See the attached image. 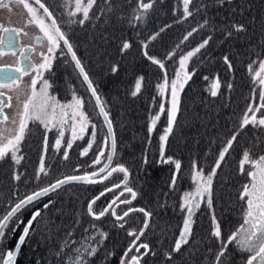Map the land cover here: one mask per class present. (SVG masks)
<instances>
[{
  "label": "trees",
  "instance_id": "1",
  "mask_svg": "<svg viewBox=\"0 0 264 264\" xmlns=\"http://www.w3.org/2000/svg\"><path fill=\"white\" fill-rule=\"evenodd\" d=\"M50 2L53 6L51 9L57 11L58 17L62 15L63 30L97 88L113 122L116 144L113 165L119 163L128 169L127 183L137 192L133 201L135 206L133 202L131 205L120 204L116 211L122 214L129 207H139L153 214L142 240L150 245L151 252L155 255L150 253L144 256L141 264H213L220 247L211 244L213 226L210 225L208 216L214 212L225 241L238 228L242 203L239 201V195L237 196L238 191L235 190L236 185L247 182L241 180L238 162L244 149L249 148L248 145L254 150L252 140L255 142L259 136L258 133L255 136L247 127L244 129L247 135L244 136L243 131L238 135L225 162L217 169L215 178L213 177L219 181L212 183L214 194L210 197V209H207L206 203L202 201L200 208L194 211L190 243L184 245L180 252L172 253V260H166L165 253L171 252L174 247L185 219V212L178 207V187L185 182L181 179L182 173L186 174L193 163L210 173L226 139L237 128L232 127V121L237 114L243 112L244 99L240 97L242 88L235 91L234 88L232 90L222 87L218 90V95L212 97L207 91V84L216 76L219 81L228 83L227 85L232 83L233 86H238L239 83L240 87L244 86V80L243 84L240 82L243 79L240 73L246 64H250L255 56L264 51V0H231L230 3L227 0L223 3L221 0H193L190 5L193 15L186 20L183 19L182 0H155L143 23L132 21L137 0H108L107 3L106 0H95L83 28L79 29L78 23L72 24L71 33L66 30L69 19L63 18L64 0ZM204 19L208 20V25L176 49L183 36L192 28L198 27ZM133 23L136 24L135 27L132 26ZM232 24H243L245 31L233 32L231 37L226 38ZM161 28L165 30L160 32ZM157 32L160 33L159 36L149 44L147 51L149 55L164 60L169 78L174 75L175 61L180 55L194 49L206 37H212L208 46L188 62L187 71L194 74L180 92L173 130L164 145V157L181 162L178 173L173 167L174 164L161 162L159 153L157 136L167 124L165 111L160 113V120L153 131H148L149 117L155 115L163 103L157 84L163 80L164 72L144 57L141 42L147 41ZM124 41H129L131 47L121 53ZM174 49L176 55L167 59V53ZM224 56H228L231 61V71L224 63ZM64 57L68 62L63 65L71 68L69 67V72L64 76L66 81L59 84V88L68 92L70 86H78L88 106L94 111L92 101L66 52ZM113 66L118 68L115 73L112 72ZM61 72L62 70L56 71L54 74V85L60 81ZM229 74L231 83L225 80ZM233 74L234 78L231 79ZM140 77H143L141 91L133 97L131 92ZM204 77L209 79L205 80ZM94 120L103 129L99 118ZM31 129L32 126L21 142L24 156L20 164L15 167L7 157L0 161V218L19 197L36 190V184L29 175L34 171L33 158L37 148L39 152L41 130L37 125ZM100 147L98 144L96 150L99 151ZM89 154L90 152L86 156ZM86 156L70 155L61 164V168L66 170L60 172L56 180L92 172L95 168H87ZM145 159L147 163L144 162ZM76 165L79 171L76 168V172H72ZM173 173L177 174L174 187L171 186ZM15 175H19V180L14 179ZM118 180L117 173H114L108 183L112 186ZM102 184H70L41 199L36 205L41 209L43 203L49 200L53 203L49 209L44 210L45 221L37 225L42 231L22 246L16 256V264H65L66 257H74V248L80 247L85 238L95 235L99 240L97 233L100 231L107 233V239L103 240L97 254L90 258V264H120L121 256L131 240L127 230L139 229L145 218L142 213L133 212L126 218L124 228L117 227L119 222L110 213L100 220L92 219L87 213V205L92 198L105 190L106 185L101 186ZM119 189L116 193L108 192L109 194L101 197L93 206V210L97 208L98 211L95 212L98 213L106 207L110 200L118 195ZM120 209L122 211H119ZM32 210L34 209L29 207L23 212L25 222ZM45 224H50V232L44 227ZM22 229L23 225H20L14 234L9 233L6 239L0 241V246L5 250L14 249ZM69 232L72 237L66 235ZM65 239L76 242L71 245L73 250L58 255L59 246ZM94 243L88 241L89 245ZM143 251L142 249L141 252ZM109 253L113 255L109 257ZM132 254L135 252L130 255ZM246 255L241 253L235 244H230L222 258V264H244Z\"/></svg>",
  "mask_w": 264,
  "mask_h": 264
},
{
  "label": "snow or ice",
  "instance_id": "2",
  "mask_svg": "<svg viewBox=\"0 0 264 264\" xmlns=\"http://www.w3.org/2000/svg\"><path fill=\"white\" fill-rule=\"evenodd\" d=\"M108 0H106V3ZM224 0H221L223 3ZM231 2V0H227ZM17 3L23 5V8L26 9L28 16L30 17L28 23L34 25L42 37H36V40H46L47 41V54L41 55L40 63H31L26 62L25 66L21 68L17 67L14 72L5 71L0 69V72L3 75H0V89H8L9 91L16 92V100L18 104H22L18 115V124L15 118L12 119V123L16 125L14 129H5L0 128V161L4 160L6 156H10L14 164H20L21 157L18 156L20 152L21 142L25 138L26 130L29 129V124L31 122H38L43 125L45 129L51 130L49 125L55 126V123H59L61 126L65 123H68V118H71V127H72V139L67 141V148L72 147L73 140L83 138L85 129L88 128L91 117L86 113L85 101L73 94L72 100L70 103L60 104L54 96L49 94L48 89L50 84L48 79L45 77V73L51 71L52 69V60L53 54L56 49H60V55H65L64 50H67V55H70L71 61L74 62L75 68L78 70L79 75L83 78V82L87 85V89L91 94V97L95 98V105L93 110L98 109V115L101 116L105 122V127L107 129L105 139L103 144L96 154L95 159L92 161L91 167L101 164V158L105 156L104 146L111 141L112 151H108L106 154L107 163H104L103 166L99 167L98 170L92 172H85L83 175H72L65 176L63 179H58L54 183L45 186L39 190L33 191L30 194L19 197L17 201L13 202V205L9 210L6 211V214L0 218V241H3L7 238L8 234H14L20 227L23 225L22 232L20 233L14 249H3L0 246V264H16V256L21 250L22 246L27 243L29 239H34L35 235L42 231L38 228L37 225H40L45 221L46 217L44 216V210H47L51 207L52 201L49 200L47 203H43V208L36 207L38 203L41 202L43 197L49 195L50 192H55L63 185H66L70 182L84 183V184H97L103 183L113 176L114 173H122L123 180L114 184L112 187H106L104 191L100 192L99 195L94 197L87 206L88 215L91 216L94 220H100L106 214H111L113 218L119 222L117 227L124 228L126 218L130 217L133 212L142 213L144 216V221L142 227L139 229H130L127 231V235L132 239L129 242V246L125 249L123 255L120 259V264H141V260L144 256L148 254L155 255L151 252L150 245L143 242L142 237L145 235L146 230L150 226V219L152 213L144 208H135L129 207L123 211L122 214H119L116 211V208L120 204L131 205L132 201L136 199L137 192L128 186L129 171L122 164H115L113 166V158L115 155V139L113 136V122L109 118V113L106 110V107L101 99V96L97 92V88L94 86L93 82L90 79V76L85 71L84 66L82 65L81 60L78 58L76 51L72 43L70 42L68 36L61 27L58 25V21L54 18L53 12L42 2V0H17ZM155 0H137L136 7L133 10L132 21L143 23L146 19L147 14L153 8ZM193 3V0H182L183 4V19L186 20L193 15L190 5ZM95 4V0H74V9L69 10L67 15L69 17V24H79L84 25L85 21L89 19V12ZM42 9V13L38 11ZM6 6V0H0V7ZM78 13H82L81 19H72L76 17ZM131 23V21H130ZM208 20L204 19L199 23L198 27L192 28L188 31L180 41V44L176 45V49L180 48V45L184 44L193 36L194 33H197L201 29H204L208 25ZM133 27L136 26L135 23L132 24ZM165 29L161 28L160 32H163ZM245 31L243 24H232L231 30L227 31L226 38L231 37L233 32L240 33ZM2 33H7V36L2 35ZM15 33L16 36L20 34V29L8 28L0 25V44L4 43L5 39L8 42L9 46L15 45ZM159 32L152 34L147 41L141 42V48L143 49V55L148 59L152 64L157 65L163 72V82L157 84L158 93L163 96L165 90L169 88L170 84V104L171 106L167 109L168 115V125L164 129V134L160 136V156L162 163H172L175 166L176 172L178 173L181 169V162L179 160H174L171 157H164V145L168 139L169 134L173 130V124L176 120V115L179 107V95L183 91L186 84L191 80L194 73L187 71L188 62L194 57L197 53H200L202 49L206 48L211 41L212 37L208 36L202 40L194 49L189 50L186 54L180 55L178 61V68L175 71L173 78H169L167 75V69L165 62L162 59L157 58L156 56L149 55L147 51L149 44L156 40L159 36ZM62 42V45L61 43ZM131 44L129 41H124L121 46V53H124L126 50L130 49ZM176 49L167 53V59H172L176 55ZM224 63L228 66L229 70L232 69L231 61L228 56H224ZM253 63H258V70L254 71L252 77L254 83L258 82L260 85L259 89V99L262 103L259 105H254L249 103L244 113L242 114L239 122V127L236 128L230 137L226 139V143L221 148L218 154V158L215 161L214 166L211 169V172L207 175L204 174V171L200 169L196 163H193V173L192 180L196 184L194 192H186L182 197L181 211L185 212V219L183 221V227L180 230L179 237L176 239L174 247L171 252L165 253L166 260H172V253L180 252L181 248L184 245L190 243V237L192 235V224H193V215L195 209L200 208V200L203 199L206 195L209 197L208 203L211 207V192H212V183L213 177L217 174V169L222 166V163L225 162L226 156L230 153L234 143L237 141L238 135L244 131L249 125L253 127L264 128V60L254 61ZM118 70L116 66L112 67V72L115 73ZM23 75H27L30 71L35 73V76L31 79L30 83V93L27 94V98L21 101V95L23 94L20 91V83L18 78L15 75V72H21ZM249 72H253V67L249 65ZM205 80H208V77H204ZM38 80L40 81V87L37 89ZM143 77H140L136 80L134 85V90L131 92L133 97L137 96L141 91ZM10 82V83H9ZM15 85V88L12 87ZM231 89L232 85H228ZM220 88V81L217 78L210 85V95L216 97L218 95V89ZM4 92H0V109L2 106L8 105V102L12 99L11 96L7 99H3ZM60 109V118L58 121L55 120L56 110ZM68 110H71L70 113ZM165 111V105L160 104V113ZM160 113H157L151 118L148 131L151 133L155 128L157 121L160 120ZM257 113L260 115L258 116ZM9 118L2 114L0 111V123L7 121ZM55 121V123H54ZM77 126L79 127V135L77 134ZM92 127V139L89 140L87 147H85L81 156H86L89 150L93 146L95 137L97 135L95 124L91 125ZM14 133V134H13ZM59 136H64L63 128L59 130ZM45 145H47V133H45ZM61 146V140L58 138L55 141V148L59 149ZM64 158H68V152H64ZM43 156L41 157V165L39 171L37 172V179H39L41 174L47 175V172L43 165ZM147 163V159L144 161ZM248 166L246 169L245 166ZM79 171V168H77ZM239 171L242 175L246 174L248 177V182L242 185V190L240 192L239 198L241 201H244L246 208L243 209V222L240 227L232 232L227 240H223L222 233L219 224L217 223L215 217H213V231L212 236L220 240V249L215 255L214 264H222V258L225 256L228 247L230 244H235L237 249L241 253H246L245 264H264V154L259 156L254 155V153L246 149L242 152V156L239 160ZM19 175H15L14 179L19 180ZM177 181V174L173 173L171 179V186L174 187ZM122 188L123 190L119 195L115 196L106 207H104L98 213L93 210V206L96 204L101 197L105 196L107 192H113L115 189ZM127 192L130 194L131 199H121L124 193ZM31 207L32 210L30 217L25 222L23 219V212L28 210ZM50 232V224H45ZM95 227V226H93ZM7 230V232H6ZM87 232V229L85 230ZM100 237L99 240L96 239V236H89L81 242L80 247L74 248L75 256H67L65 264H90V258L95 256L98 252V248L102 245L103 240L107 239L106 232H98ZM68 237H72V233L69 232L66 234ZM88 241H94V244L89 245ZM75 241H70L65 239L62 244L59 246L58 255L66 254V252L72 251V244H75ZM83 249V250H82ZM144 250L141 252V250ZM135 252L136 254L130 255ZM109 257L113 253L108 254Z\"/></svg>",
  "mask_w": 264,
  "mask_h": 264
},
{
  "label": "rangeland",
  "instance_id": "3",
  "mask_svg": "<svg viewBox=\"0 0 264 264\" xmlns=\"http://www.w3.org/2000/svg\"><path fill=\"white\" fill-rule=\"evenodd\" d=\"M16 1L17 0H11L9 3L6 4V6H4L2 8V10H0V11L5 10V11L2 12V14H4L5 17L7 15H9L8 17L11 18L10 21H7V19L4 18L3 19V23L2 22L1 23L4 25V27H8L9 28L11 26H14L16 28H20V32H22V39H23V41L25 43H27L28 41H32L31 38L33 36L37 35V36H41L42 37L43 34L40 33L39 30L34 25L28 23L30 17L28 16L26 9L24 10L22 8V6H23L22 4L15 3ZM47 2L49 4L50 8H53L50 0H47ZM65 2L67 4L64 5ZM84 2L86 3V0ZM62 3H63L62 7L64 9L63 18H64V20L65 19H69L68 15H67V12L69 10H73L74 9V7H75L74 0H64V2H62ZM90 11H91V9H90ZM60 16H62V15L61 14L59 15L58 20L60 22H63L62 21V17H60ZM81 18H82V13H78L77 16L73 17L72 19L78 20V19H81ZM66 25H67L66 26L67 32L68 31L70 32V30L72 29V24L70 25V24L66 23ZM78 28L82 29L83 26L79 25ZM23 34H25L26 36L23 35ZM35 47H36V51L37 52L38 51L41 52V55L42 54H47V48H46L45 44H41V46H35ZM57 50L59 52L57 51L58 52L57 55H56L57 59L53 58V60H52V69H51V71L45 73V77L48 79L49 84H50V88L48 89L49 94L51 96H54L56 98V100L60 104L70 103L71 100H72L73 94L77 95L78 97H81L85 101V109L84 110L86 111V113L88 115H90L91 120H90L88 128L85 129V132L83 134V138L73 140L72 147L70 149L67 148V141L72 139V127H71V118H70V116L68 118V123L63 124L62 126L59 123H55V121H54L55 126L49 125V128L51 129L50 131L45 129V127L43 125L39 124L38 122H31L29 124V128L32 126L31 130H33V126L34 125H37L40 128V130H41V134H40L41 143H39V152H38V148H37V152L38 153L35 152V155H34V158H33V161H34V164H35L34 171L29 175V177H31V179H33L32 182L35 183L36 185H38V187L36 185L34 186V188L36 190H37V188L40 189L41 186H43V187L47 186L49 183H51L54 180H56L58 175H60V172H63V171L66 170V169L64 170V169L61 168V164L63 163V161L66 160L64 158V152L65 151L68 152V157H70V155H73V154H76L78 157H82L81 156L82 150L85 147H87L89 140L92 139V136H91V133H92L91 125L92 124H95L97 126V128H96L97 135L95 137V141L93 142L92 148L89 150L90 154L88 156H86V158H85L86 159L85 163L87 164V168H92L90 165L92 164V161L95 159L96 154L99 152L98 150H96L98 148V144H100L102 146L103 141H104L105 136H106V134H105L104 130L101 128V126L96 124L94 119L97 118V120H98L97 114H96L95 111H92V108H90V106H88L87 101L84 99L83 95L80 93L79 87L76 86V85L75 86L73 85L72 87L70 86L67 89L68 92H66L65 90L59 88V84L63 83V81H66L64 76H65V74L67 72H69L71 67L68 66V65L64 66V65L67 64L68 60L66 61V58L64 57L65 55L61 56L59 54L60 53V49L57 48ZM262 50H264V49H262ZM0 54L3 55V56L0 57L1 62H3L2 64L7 65L9 63L10 64L13 63L12 59H9L8 57L4 56V54H2V53H0ZM41 55H39L38 53H37V55H34L35 63H40L41 62ZM59 57H61V58H59ZM64 59H65L66 62L64 61ZM259 60H264V51L262 53L258 54V56H255V59L250 63L252 65V67H253V72H249V65L250 64H246L245 67H244L243 72L240 73V75H243L242 76L243 79L240 82L243 84V80H244V86L240 87L239 85H241V84H239V83H238V86H233L232 83L230 82V74L227 76V79H225L226 81L228 80V82L231 83L232 90H233V88L235 89V91L239 90V89L241 90V88H242V91H241L242 93H241L240 97L244 99V101H243V104H244L243 105V112L236 115L235 120L232 121V123H233L232 127H237V128L239 127L240 118H241L242 114L244 113V111L247 108L249 103H252L254 105H259L260 103H262L260 101V99H259L260 85L258 84V82L254 83V81L252 79V77L254 75V71L258 70V63H253V62L254 61L258 62ZM178 61H179V58L175 61V65H176L175 71L177 70V68L179 66L178 65ZM187 69H188V66H187ZM60 70H62L61 78L59 79L60 81L57 84L54 85V80H53V79H55L54 78V74L56 73V71L59 72ZM231 73H233V72H231ZM173 74L175 75V72ZM174 75L172 77H170V79L173 78ZM26 77H28V76H26ZM213 78H214V80L217 79L216 76H214ZM233 78H234V74L232 75L231 79H233ZM57 79L58 78H56V80ZM214 80H212L210 82V84H207V88L208 89H210V85H211V83ZM162 82H163V80L160 83H162ZM30 83L31 82H29V79H24L23 80V85L20 87V91L23 93L21 95V101L26 99L27 98V94L30 93V87H29ZM227 84H226L225 81H222V82L220 81V88L225 87V88L229 89ZM39 87H40V81L38 80L37 89H39ZM220 88L218 90H220ZM59 89H60V91H59ZM208 89H207V91H208V93H210ZM160 99H161V102L163 101V104L166 106V108H165V116H166V119H167V121H166L167 124H165V126H163L164 127L163 130L157 136L158 137L157 140L159 141L158 142L159 153H160V146H161L160 136L164 134V129L168 125L167 109L171 106V104H170V100H171L170 84H169V88L165 90L164 95L163 96L160 95ZM21 107H22V104H18L16 98L11 99L10 106L8 107V109L4 113L5 116H7L9 119L7 121H4L3 124L0 126V128L14 129L16 127V125H14L12 123V119L15 118L16 121H17V124H18V119L19 118H18L17 113L20 111ZM68 111L70 113L71 110H68ZM262 111H264V109H262ZM157 113H160V108L155 112V115ZM59 114H60V109L57 108L56 117H55L56 121H58L59 118H60ZM257 115L259 116L260 114L257 113ZM153 116L149 117V122L151 121V118ZM61 127L63 128V131H64V136L63 137L59 136V130H60ZM247 128L250 130V132L255 134V136L257 135V133L259 134L258 139H256L255 142L252 140V144L255 145L254 146L255 147L254 150H252L250 145H248L249 146L248 149L252 150V152L256 156L264 154V128L253 127L251 125H249ZM28 130H26V132ZM76 130H77V134L79 135V127L78 126H77ZM45 133H47V145H45ZM245 134L247 135L246 131H243V135L244 136H245ZM58 138L61 140V146H60L59 149L55 148V141ZM259 149H260V151H258ZM244 150H246V149H244ZM104 151H105V156L101 158V164L100 165H96L95 167H93V168H95L94 170H97L99 167H101L104 164L105 159H106V154L108 152V145L104 146ZM18 156L21 157V161H22V157L24 155H23L22 150H21V145H20V152L18 153ZM42 156L44 158L43 159V165H44V168H45V170L47 172V175L41 174L39 179H37V172L39 171V168H40V165H41V157ZM6 157H7V160H9L12 163V165H14L15 167L17 166V164H14V162L11 160L10 156H6ZM27 157H29L28 154H27ZM78 163L79 162H74V164H78ZM114 163L115 162H113V164ZM192 166L186 172V174L182 173V178L181 179H183L185 182L183 183L184 185H181V186L178 187V189L180 190L178 192V199H179L178 207H179V209H181L180 206H181V203H182V197L184 196V193H186V192H194L195 188H196V184L192 180V173H193ZM77 167H78V165H76L73 168L72 172H76L75 170H76ZM173 167H175V166H173ZM245 167H246V169L248 168L247 165ZM199 168L201 169V167H199ZM203 171H204L205 175H207L209 173V172H206L205 170H203ZM68 173H70V170H68ZM117 175L119 177V180H118L119 182L117 181L116 184L120 183L123 180V174L122 173H117ZM240 176H241V180L243 179V180L248 182V177H247L246 174H244V175L241 174ZM214 178H213V184H214V182L219 181L218 178L217 179H214ZM108 180L104 181L101 186L106 185L105 187H109L110 185L108 183ZM223 181H225V179H223ZM247 182H242L239 185H236L237 189L235 191H238L237 196L240 195V192L242 190V185L247 183ZM107 185H109V186H107ZM217 186L219 187V190H220V186L219 185H217ZM122 190H123L122 188L119 189L118 195H119V193ZM213 191L214 190H212L211 194H214ZM55 192H57V191H55ZM113 192L116 193L117 189H115ZM109 193H112V192H109ZM125 198L131 199L130 194L125 192L124 195L121 197V199H125ZM208 200H209V197L206 195L203 199L200 200V204L202 203V201H204L206 203L207 207H208L207 209H210ZM239 201H240V203H242V206L240 208V214L241 215L239 217L240 220H239L238 228L240 227V225L243 222V209L246 208V204L244 203V201H241V200H239ZM133 205H134V202H133ZM96 210H97V208L94 211H96ZM119 211H122V209H120ZM184 214L186 215V213H184ZM182 216H183V214H182ZM213 217H215V216H214V212L212 211L211 214H209V216H208V220L211 221L210 225H212V226H213V223H212ZM143 221L141 223L142 225H143ZM131 229H135V228H131ZM211 244L215 245V247L217 246V248H218V247H220V240H218L217 238L213 237L211 239ZM245 259H246V257H245ZM245 259H244V264H245ZM213 264H214V262H213Z\"/></svg>",
  "mask_w": 264,
  "mask_h": 264
},
{
  "label": "flooded vegetation",
  "instance_id": "4",
  "mask_svg": "<svg viewBox=\"0 0 264 264\" xmlns=\"http://www.w3.org/2000/svg\"><path fill=\"white\" fill-rule=\"evenodd\" d=\"M11 0H8L6 2L9 3ZM43 3H45V5L53 12L54 14V18L58 21V25L61 27L62 31L63 27L61 25V22L58 20V13L56 10L51 9L49 4L42 0ZM17 3V1L15 2ZM36 7V6H35ZM3 7H0V10H2ZM23 8V6H22ZM24 9V8H23ZM38 9V8H37ZM25 10V9H24ZM5 11V10H3ZM3 11H0V25H2L4 27L3 23V19L6 18L7 21H10L11 18H9L7 15L6 17L4 16V14H2ZM39 12H41L38 9ZM42 13V12H41ZM61 17V16H60ZM2 22V23H1ZM7 26V25H6ZM9 28H16L14 26H11ZM16 29H20V28H16ZM2 35L7 36V33H2ZM13 35L15 36V45L14 46H9L7 40L5 39L4 43L0 44V53L4 54V56L8 57L9 59L13 60L12 64H7L4 65L2 64L3 62H1L0 60V69H3L5 71H9V72H14V70L19 67L21 68V70L23 69V67L25 66L26 62H31V63H35L34 61V55H37V53L39 55H41L40 51H36V47L35 46H41V44H45L46 48H47V41L46 40H36V37H41V36H33L31 38L32 41H28L27 43H25L22 39V32H20V34L18 36L15 35V33H13ZM25 35V34H23ZM26 36V35H25ZM59 49V48H58ZM58 50L56 49L55 53L53 54V58H56V55ZM3 56L0 54V57ZM3 73L0 72V75H2ZM16 77L19 80L20 86L23 85V80L24 79H29V82H31V79L35 76L34 72H29L27 75H23L22 71L21 72H15ZM30 75V76H29ZM28 76V77H26ZM4 81H0V83H3ZM10 83V82H9ZM13 88H15V85H12ZM0 92H4V97L3 99H7V97L11 96L12 99L16 98V92L15 91H9L8 89H0ZM11 100L8 102V104L10 105ZM8 105H4L2 106V109H0V111H2V114L5 116V111L8 109ZM3 124L0 123V126Z\"/></svg>",
  "mask_w": 264,
  "mask_h": 264
},
{
  "label": "water",
  "instance_id": "5",
  "mask_svg": "<svg viewBox=\"0 0 264 264\" xmlns=\"http://www.w3.org/2000/svg\"><path fill=\"white\" fill-rule=\"evenodd\" d=\"M35 6L38 8V5H35ZM39 10L42 12V9H39ZM60 43H61V45H62V42H60ZM64 51H65L66 54H67V50L65 49ZM67 56H68V58H69V60H70L69 62L71 63V65H72L74 71L76 72V74H77L79 80L81 81V83H82L83 86L85 87V89H86V91H87V93H88V95H89V97H90V100L92 101V104H93V106H94V105H95V98L91 97V94H90V92H89L88 89H87V85L83 82V78L79 75L78 70L75 68L74 62L71 61V57H70V55H67ZM2 75H3V74H2ZM95 111H96V114H97V116H98V118H99V120H100V123L102 124V127H103V129H104V132H105V134H106L107 129H106V127L104 126V125H105V122H104L103 118H102L101 116L98 115V109L95 110ZM113 136H114V133H113ZM114 139H115V138H114ZM108 151H112L111 141L108 142ZM107 162H108V161H107V158H106L104 163H107ZM102 166H103V165H102ZM63 178H64V177H62V178H60V179H63ZM57 180H58V179H57ZM55 181H56V180H55ZM55 181L49 183L48 185L54 183ZM48 185H47V186H48ZM42 188H43V187H42ZM40 189H41V188H40ZM37 190H39V189H37ZM35 191H36V190H35ZM32 192H33V191H32ZM50 193H52V192H50ZM98 195H99V194H98ZM106 206H107V205H106Z\"/></svg>",
  "mask_w": 264,
  "mask_h": 264
},
{
  "label": "bare ground",
  "instance_id": "6",
  "mask_svg": "<svg viewBox=\"0 0 264 264\" xmlns=\"http://www.w3.org/2000/svg\"><path fill=\"white\" fill-rule=\"evenodd\" d=\"M7 1H8V0H6V2H7ZM113 133H114V131H113ZM114 138H115V135H114ZM114 156H115V155H114ZM113 159H114V158H113ZM97 170H98V169H97ZM79 175H83V174H79ZM70 176H72V175H70ZM70 184L93 185V184H84V183L70 182V183H68V184H66V185H63L61 188L65 187V186H67V185H70ZM112 186H113V185H112ZM112 186H110V187H112ZM61 188H59V189H61ZM59 189H58V190H59ZM118 189H119V188H118ZM103 191H104V190H103ZM52 193H54V192H52ZM52 193H49V195L52 194ZM107 193H108V192H107ZM116 196H117V195H116ZM95 197H96V196H95ZM43 198H44V197H43ZM43 198H42V199H43ZM92 199H93V198H92ZM92 199H91V200H92ZM91 200H90V201H91ZM90 201H89V202H90ZM133 201H134V200H133ZM133 201H132V202H133ZM87 206H88V205H87ZM135 208H139V207H135ZM87 213H88V210H87ZM90 217H91V216H90ZM91 218H92V217H91ZM92 219H93V218H92Z\"/></svg>",
  "mask_w": 264,
  "mask_h": 264
}]
</instances>
